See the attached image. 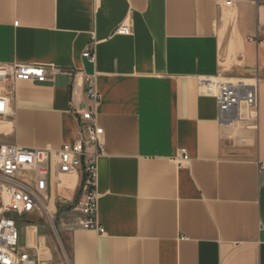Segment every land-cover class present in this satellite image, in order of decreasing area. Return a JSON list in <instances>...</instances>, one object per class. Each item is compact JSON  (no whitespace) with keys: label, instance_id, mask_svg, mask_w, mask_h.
Masks as SVG:
<instances>
[{"label":"crops","instance_id":"obj_1","mask_svg":"<svg viewBox=\"0 0 264 264\" xmlns=\"http://www.w3.org/2000/svg\"><path fill=\"white\" fill-rule=\"evenodd\" d=\"M17 63L49 74L15 83L1 143H74L88 77L101 96L105 233L79 226L80 176L54 180L48 264H264V0H0V65ZM215 76L257 80L256 127L221 123Z\"/></svg>","mask_w":264,"mask_h":264},{"label":"built area","instance_id":"obj_2","mask_svg":"<svg viewBox=\"0 0 264 264\" xmlns=\"http://www.w3.org/2000/svg\"><path fill=\"white\" fill-rule=\"evenodd\" d=\"M232 2L228 0L229 4ZM115 33L130 35L132 28L122 24ZM83 57L95 62L91 45ZM48 74L42 65H0V133L13 128L8 115L15 83L25 80L43 83ZM200 87L202 94L216 98L221 123L257 126L256 79L205 77L200 80ZM86 96L88 107L76 112L80 126L74 143H65L53 151L0 142V264H48V243L38 232L36 221L43 217L51 228H56L53 182L60 184L64 175H78L81 179L80 197L72 204L73 210L80 214L79 226L105 233L97 218L98 164L105 152V129L98 121L96 108L101 96L93 77L86 79ZM182 153L181 165L188 160L186 150ZM22 224L24 231L20 229Z\"/></svg>","mask_w":264,"mask_h":264},{"label":"rangeland","instance_id":"obj_3","mask_svg":"<svg viewBox=\"0 0 264 264\" xmlns=\"http://www.w3.org/2000/svg\"><path fill=\"white\" fill-rule=\"evenodd\" d=\"M59 219H60V217H59V214H58L57 217H56V219H55L56 228H51L49 226V228L51 230V234H52L53 239L55 241L54 244L57 246V250H60V243H59L60 239H59V236H58V233H57L58 232V222H59ZM36 223L38 225V228H39L40 233L43 234V223H44L43 222V217H40L39 219H37ZM24 225L25 224H22L20 226V229L22 231H24V229H25Z\"/></svg>","mask_w":264,"mask_h":264}]
</instances>
